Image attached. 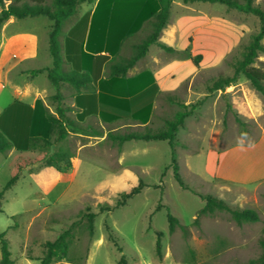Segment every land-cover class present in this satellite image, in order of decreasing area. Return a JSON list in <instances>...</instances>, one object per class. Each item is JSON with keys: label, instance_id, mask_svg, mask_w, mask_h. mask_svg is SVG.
I'll return each instance as SVG.
<instances>
[{"label": "rangeland", "instance_id": "obj_1", "mask_svg": "<svg viewBox=\"0 0 264 264\" xmlns=\"http://www.w3.org/2000/svg\"><path fill=\"white\" fill-rule=\"evenodd\" d=\"M91 4L81 3L77 10L87 14L86 7ZM253 4L264 8V0H254ZM5 23L0 27V48L17 34L34 35L39 56L47 55L49 19L35 16ZM167 23L170 29H180L171 46L177 50L188 48L192 56L200 55L201 60L197 68L189 60L185 62L189 66L182 67L180 63L185 59L178 53L150 45L151 56L161 63L175 61L183 69L170 75L169 91L156 94L154 88L149 96V102L155 103L147 127L155 131L163 129L164 121L180 110L178 103L202 101L185 118L175 136L182 180L197 193L210 194L232 208L255 210L259 220L237 225L228 213L216 211L199 216L198 223L193 224L204 202L179 188L171 169L164 170L171 158L168 143L129 141L118 148L106 137L108 131L141 132L144 127L126 126L130 120L120 112L114 122L100 120L92 92L77 95L74 104H67L73 89L60 88L61 107L72 109L65 112L66 116L90 128L89 135L67 132L65 139L55 144L74 155L71 167L59 174L33 163L40 153L26 149L27 139L36 134L55 139L54 130L46 133L49 125L45 116V113L57 116L52 99L55 89L43 75L30 76L35 68L8 69L6 65L0 69V129L13 146L5 154L0 153V191L16 172L17 165L21 171L14 185L0 197V232L8 240L13 264H39L44 243L70 226L68 257L51 264H242L261 256L264 96L243 74L223 92L210 91L214 81L233 75L231 65L258 31V19L219 3L183 4L181 0H173ZM149 31L147 26L133 35V43L140 42ZM251 66L264 70V53H258ZM34 100L35 109L29 106ZM237 119L245 126L241 127ZM260 139L254 149L238 148H250ZM229 149L233 152L227 158L224 152ZM221 158L222 174L248 183L213 177ZM140 180L161 186L145 187L124 206L100 212V205L113 206L119 194L129 191ZM167 208L187 228V234L180 228L168 232ZM87 212L95 214L91 234L86 228ZM105 225L111 229L120 252L109 240ZM155 231L162 232L160 256L155 253Z\"/></svg>", "mask_w": 264, "mask_h": 264}, {"label": "trees", "instance_id": "obj_2", "mask_svg": "<svg viewBox=\"0 0 264 264\" xmlns=\"http://www.w3.org/2000/svg\"><path fill=\"white\" fill-rule=\"evenodd\" d=\"M95 0H0V27L2 23L9 18L23 19L26 17L44 16L52 21L51 28L48 32V52L52 59V67L47 69H36L30 72V76L34 77L45 72L46 78L55 89L52 99L56 103L57 116L51 113H45L48 126L47 134L54 130L55 139L50 140L41 134L30 136L26 142V149L37 151L40 156L33 160V163H39L51 169L52 171L62 174L66 169L70 168L74 155L61 146L56 148L55 144L63 141L67 132L89 135L90 128L83 127L75 123L65 112L72 110L68 107H61L63 96L60 92L61 86L67 84L73 89L74 95L90 94L93 92L92 79L86 69L65 70L62 68V56L60 39L64 34V27L70 23L77 14L78 6L81 3H92ZM173 0H98L96 7L91 16V22L88 31L87 48L89 50H98L107 44L109 52H112L118 62L113 69H109V74L105 79L98 82V101L100 104L113 108H123L126 104L125 96H129L140 92L145 87L153 84L154 79L149 71H142L134 77H127L126 73L136 61L145 56L150 45L154 44L165 52L178 53L181 59L189 60L196 68L201 60L200 55L192 56L188 48L177 50L159 40L161 30L167 25L170 14V7ZM254 0H181L183 4H191L196 2H208L223 4L230 9H234L244 14L254 15L259 22L258 31L253 35L251 41L243 47L241 56L232 63L233 75L222 77L213 82L210 91H224L226 87L231 85L239 74H243L249 81L251 86L264 96V70L251 65L255 63L258 53H264V8L253 4ZM5 2L8 4L5 6ZM150 31L140 40V42L132 45V53L130 56H120L118 54L121 42L135 35L141 29L146 27ZM93 41V46H90ZM87 41V42H88ZM124 96V97H122ZM172 100L171 97H168ZM202 101L195 104L184 105L178 103V110L172 119L164 121V128L159 130H151L148 125L144 126L143 131H108L106 137L117 147L129 141H166L170 148V163L164 166V170L171 169L173 179L179 188L189 191L196 195L204 202V205L197 211V216L193 220V224L198 223V217L201 215H212L216 211L226 212L231 219L237 224L255 223L259 220L257 212L253 209L232 208L224 201L210 195L197 193L194 189L185 184L179 172L177 162L175 140L176 133L179 128L183 127L184 120L190 116L193 111L200 106ZM151 113V105L140 111L139 117H135L141 124H145ZM105 111L99 110L98 116L103 122H111L116 120L115 115L105 117ZM237 122L241 127L245 123L240 119ZM95 136H99L96 133ZM13 146L10 139L0 129V153L5 154ZM61 163L65 165L61 166ZM21 166L17 165L16 172L10 177L0 191V197L9 190L18 179ZM164 174V173H163ZM163 174L161 176H163ZM161 185H147L143 181L129 191L119 194L118 199L113 206L108 203L100 205V212H111L114 209L124 206L126 201L133 196L139 194L145 187L160 188ZM158 210V207L156 208ZM168 232L173 233L176 228H180L184 234H187V228L179 224L177 218L170 213L167 208ZM86 219V228L89 234L93 229V218L95 214L87 212L84 214ZM109 240L113 242L117 251H121L117 246L116 239L108 227L105 225ZM72 227L61 231L52 241L44 243V253L39 260V264H51L54 261H60L68 257L69 243L71 238ZM155 253L157 256L161 254V236L162 232L155 231ZM260 247L262 254L258 259L249 260L242 264H264V240L260 239ZM8 240L4 234L0 232V264H13L10 258Z\"/></svg>", "mask_w": 264, "mask_h": 264}, {"label": "crops", "instance_id": "obj_3", "mask_svg": "<svg viewBox=\"0 0 264 264\" xmlns=\"http://www.w3.org/2000/svg\"><path fill=\"white\" fill-rule=\"evenodd\" d=\"M97 1L98 0H95L94 2H92L91 6L86 7L87 14L83 11L77 10V14L72 19V21L68 23L67 26L65 25L66 27H64L63 37H61L60 39L62 68L65 70H78V71H83V69L87 70L88 74L92 79V85H93L92 88L93 92L91 95L94 96V99L96 100V103L99 106L97 110V116H98V111L103 110L106 112V114L104 115L105 117H107L108 115H115L116 120H118L119 116L117 115L118 114L117 112H120L123 113L125 119L130 120L128 122V125L126 126L144 127L145 125H148L150 123L153 116L155 102L153 100V102L150 103L148 99L149 96L152 94L154 88L157 91L156 94L160 93L161 91L164 92L169 91L170 85L168 84V82L170 83L171 82L170 79L172 78V76L170 75L174 72H177V69H183L180 68V66L183 67L186 64L185 62L187 60H183L180 63L182 64L180 66L177 65L175 61H172L171 63L167 61L161 63L160 61H158L159 59L150 55V49L148 48V51L145 54V56H143L138 61H136V63L127 70L126 76L131 78L136 76L142 71H149L154 79L153 84L145 87L143 90L135 94L125 97L122 96L125 98L126 104L123 105V108L121 109L100 104L98 101V82L99 80L105 79L108 76L109 69H113V67L116 66L118 59H115L114 54L112 52H109L106 42L103 45V48L98 50H91V49L89 50V48H87V43L89 44L88 31L91 22V16L96 7ZM13 19L15 18H9L7 21H5L6 22L5 25L10 24V22H12ZM51 25H52V21L47 31V37ZM169 26H170L169 23H167V27H164L161 30L159 40L167 44L168 46H171L170 42L174 41L175 37L178 35V33H180V29L176 27L174 29H170ZM75 31L78 32L75 33ZM140 31L137 32L136 34L140 33ZM133 38H134L133 36H130L125 38L121 42V45L119 46L118 49V54L120 56L131 55L132 45L134 44ZM93 44H94L93 41L91 43L90 40V46L91 45L93 46ZM2 45L3 47L0 48V67H1L0 69H4L6 65H9L8 69H16L19 67H21V69H34V68L47 69L52 67V59L49 52L47 53V55L43 57L39 56L38 39L34 35L17 34L9 38L8 40L4 41ZM46 48H47L46 51H48V38H47ZM4 56L5 59L1 60V58ZM22 63H24L25 65L21 66ZM185 66L187 67L189 65L186 64ZM39 75L41 76L43 75L46 78L45 72ZM65 86L67 87L68 85L64 84L63 86H61V88H64ZM70 97H71V101H68L67 104H74L75 100L77 99V95H74L72 92ZM35 101L36 100L33 101L32 105H29L33 109H35V105H34ZM149 105H151V113L148 121L145 124H141L137 120H134L135 117H139L140 111ZM261 140L262 139L255 142L252 146H250V148H244V147H238V148L239 150L254 149L260 144ZM231 152H233L232 149H229L227 152H224V155L227 156L228 158ZM221 162H222V158L220 159L219 163L215 168L213 177L229 182L237 181L241 183H248V182H244L243 180H239V178L236 176L232 177L222 174L223 172L221 171V165H222Z\"/></svg>", "mask_w": 264, "mask_h": 264}]
</instances>
